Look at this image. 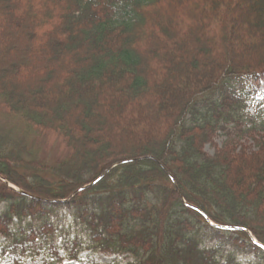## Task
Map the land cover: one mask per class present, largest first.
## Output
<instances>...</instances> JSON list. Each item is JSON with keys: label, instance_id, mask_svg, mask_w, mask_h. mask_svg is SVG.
Listing matches in <instances>:
<instances>
[{"label": "trees", "instance_id": "16d2710c", "mask_svg": "<svg viewBox=\"0 0 264 264\" xmlns=\"http://www.w3.org/2000/svg\"><path fill=\"white\" fill-rule=\"evenodd\" d=\"M48 1L0 0V99L25 128L0 130V264H264V0ZM59 46L75 61L35 58ZM45 132L67 158L27 150Z\"/></svg>", "mask_w": 264, "mask_h": 264}, {"label": "rangeland", "instance_id": "374dc122", "mask_svg": "<svg viewBox=\"0 0 264 264\" xmlns=\"http://www.w3.org/2000/svg\"><path fill=\"white\" fill-rule=\"evenodd\" d=\"M30 1V6L33 7L31 4L33 2V0H29ZM36 2V6L37 9L33 7V9L39 13H42V15L47 16L49 15L48 13L50 12V10H52L53 12L55 11V7H51V2L48 0H34ZM20 5V4H19ZM21 6V5H20ZM29 6V5H26ZM23 11L18 15L21 16L28 11L27 7H23ZM42 11V12H41ZM37 15V16H38ZM44 16V17H45ZM16 37L19 38V35L16 34ZM17 45L19 46L20 49H22L23 51H25V44L23 42L18 41ZM68 47V46H66ZM45 48V47H44ZM60 49L59 47H55L51 50L45 49L44 52L41 50V53L37 52L35 54V58L41 60V62H43V66L45 65V61L46 63H52L53 65L56 63H58V61H64V58L66 56L71 58V61L74 62L76 59L73 58V53L71 54L70 51H72L73 49L70 47L67 48V53L66 55H64L63 57H61L60 52L58 51ZM26 52V51H25ZM59 52V54H58ZM27 54V52H26ZM27 56H29L27 54ZM6 58V56H5ZM30 58V57H29ZM36 63V61H34ZM3 70V77L8 81L11 80L12 77L16 78L17 80L22 79L23 83H15V86H17L16 91L19 92V94H22V92L20 91L21 89L25 91V94L30 96H34L37 95V91L40 90L39 89V84L36 81H32L31 79V75L32 73L28 72V68L26 72H23L21 69L16 70L15 68H10L7 66H3L2 67ZM38 73V71H37ZM54 73H56V71H53L50 76H46L47 78L45 79L44 74L38 73L37 76H39L40 78V83H42V80H48L49 77L53 78ZM31 79L30 82L28 83L27 86V80ZM50 80V79H49ZM25 82V83H24ZM51 84L48 86V88H46V90L50 93V95H53L51 93H53L54 88L51 86ZM238 89V88H236ZM238 91V90H237ZM260 96H257L256 99L253 98L246 100L247 104L249 105L248 107H246L245 112L247 114V116H255L256 115V107L251 105V103H254V101H256L257 99H259ZM263 115V113H262ZM247 116L246 119L243 120L240 123V127L239 129H241V131L243 132L242 134L236 135V133L230 128L229 131H231V135L229 138V140H232L231 145L233 148L239 150V148L243 147L247 150H253L254 149V141L253 138L255 137V134L253 132L247 133V129L249 130V128L252 126L251 123L247 120ZM157 122V121H156ZM145 123V122H144ZM25 126V125H24ZM231 126V125H230ZM21 128V129H20ZM0 130H4V131H8L9 133H16L19 132V134H15L17 136H24L22 133L25 131V128H23V123L21 121V118H19L18 116H12L10 113H8V111L6 110V108H4L3 105V100L0 99ZM25 133V132H24ZM30 139H27V150H28V142L29 140H31V145L33 150H35L36 152L39 151L38 155L44 160V162L46 163H53L55 161L58 160H62L68 157L69 155V150L66 148L62 137L57 134L56 132H45L43 135L41 136H36L37 138H34L31 135H28ZM226 137L222 136V135H218L216 136L214 143L215 146L217 148H221L223 145V142L226 141L225 140ZM26 143V142H25ZM216 147H212V146H205L204 150L209 153V154H213V152L215 151ZM127 149V148H126ZM2 209V205H0V211ZM87 253H83L80 256H84ZM92 257L100 264H104V263H108L110 261H112L113 259H117V260H123L125 261L126 259H124L123 257H114V256H109V255H102V254H94L92 255ZM252 258H242V263L246 264L247 262L252 261ZM128 261V260H127ZM64 264H77L75 262H65Z\"/></svg>", "mask_w": 264, "mask_h": 264}, {"label": "bare ground", "instance_id": "6f19581e", "mask_svg": "<svg viewBox=\"0 0 264 264\" xmlns=\"http://www.w3.org/2000/svg\"><path fill=\"white\" fill-rule=\"evenodd\" d=\"M95 182H96L95 180H94V181H91V182H89V183H88L86 186H84L82 189H84V188H87V187H89V186L93 185Z\"/></svg>", "mask_w": 264, "mask_h": 264}, {"label": "snow or ice", "instance_id": "6c2138e0", "mask_svg": "<svg viewBox=\"0 0 264 264\" xmlns=\"http://www.w3.org/2000/svg\"><path fill=\"white\" fill-rule=\"evenodd\" d=\"M259 246H260L261 248H264V243L260 244Z\"/></svg>", "mask_w": 264, "mask_h": 264}, {"label": "water", "instance_id": "95a60500", "mask_svg": "<svg viewBox=\"0 0 264 264\" xmlns=\"http://www.w3.org/2000/svg\"><path fill=\"white\" fill-rule=\"evenodd\" d=\"M109 169H110V168H109ZM109 169H108V170H109ZM106 171H107V170H106Z\"/></svg>", "mask_w": 264, "mask_h": 264}]
</instances>
